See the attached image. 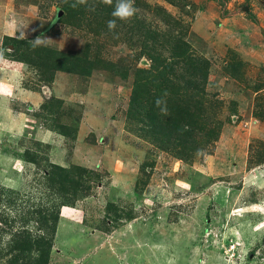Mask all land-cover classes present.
Masks as SVG:
<instances>
[{"label":"rangeland","instance_id":"374dc122","mask_svg":"<svg viewBox=\"0 0 264 264\" xmlns=\"http://www.w3.org/2000/svg\"><path fill=\"white\" fill-rule=\"evenodd\" d=\"M74 3L0 0V264H264V0Z\"/></svg>","mask_w":264,"mask_h":264},{"label":"trees","instance_id":"16d2710c","mask_svg":"<svg viewBox=\"0 0 264 264\" xmlns=\"http://www.w3.org/2000/svg\"><path fill=\"white\" fill-rule=\"evenodd\" d=\"M7 41H12L11 45H14V48H16V45H17V48H19L21 45L24 44L23 41L13 40L9 38H7ZM6 45H10V43L7 42ZM36 50H39L41 52H46L47 54L52 56V58L56 60V63L54 65V68L56 70H61V71L69 72V73H78V74H82L84 70L81 62L78 59L76 60L75 58L71 57L70 55L56 53L55 51L48 50L47 48H37L36 47ZM19 58H23L25 60L24 61L25 63L36 66L35 62L30 60L29 58H26L25 55H21ZM39 65L40 67H42V64H39ZM39 245H42L43 248L40 251L41 252L40 259L37 260L35 264H47L48 258L50 256L51 244L49 242H45Z\"/></svg>","mask_w":264,"mask_h":264},{"label":"clouds","instance_id":"9594fccd","mask_svg":"<svg viewBox=\"0 0 264 264\" xmlns=\"http://www.w3.org/2000/svg\"><path fill=\"white\" fill-rule=\"evenodd\" d=\"M86 0H76V3L72 7H76L78 4H84ZM111 2V0H109ZM139 9L135 6V0H115V6L111 12V16L114 19H110L107 22V27L110 31L117 28V21H130L132 20ZM29 43L33 46H39L43 43L41 37H36L34 40H30ZM3 59L2 53H0V60ZM168 95L167 92L164 93V97ZM156 107L160 109L161 113L164 114L167 112V101L164 98H157L155 101Z\"/></svg>","mask_w":264,"mask_h":264},{"label":"water","instance_id":"95a60500","mask_svg":"<svg viewBox=\"0 0 264 264\" xmlns=\"http://www.w3.org/2000/svg\"><path fill=\"white\" fill-rule=\"evenodd\" d=\"M61 14H62V11H59V13H58V17L61 16Z\"/></svg>","mask_w":264,"mask_h":264}]
</instances>
